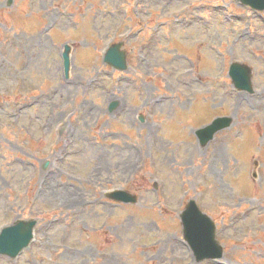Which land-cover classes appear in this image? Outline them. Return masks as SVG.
Instances as JSON below:
<instances>
[{"label":"rangeland","instance_id":"rangeland-1","mask_svg":"<svg viewBox=\"0 0 264 264\" xmlns=\"http://www.w3.org/2000/svg\"><path fill=\"white\" fill-rule=\"evenodd\" d=\"M112 41L123 42L124 71L103 62ZM234 60L252 67L254 93L233 87ZM57 85L64 98L35 102ZM161 95L159 106L148 99ZM216 116L232 123L201 146L195 130ZM114 188L138 202L109 201ZM189 199L216 223L221 258L196 262L183 240ZM19 219L35 220L34 238L0 264H264V10L237 0H0V229Z\"/></svg>","mask_w":264,"mask_h":264},{"label":"water","instance_id":"water-1","mask_svg":"<svg viewBox=\"0 0 264 264\" xmlns=\"http://www.w3.org/2000/svg\"><path fill=\"white\" fill-rule=\"evenodd\" d=\"M242 4L250 5L253 9H264V0H239ZM120 44L113 45L105 56V61L119 69H125V55L119 50ZM70 46L65 44L62 53L65 73L69 69ZM235 87L239 90L252 91L251 69L238 62L231 65L229 72ZM116 105L111 104L110 109ZM231 118L219 117L211 124L198 131L202 143L212 138L213 134L224 127L229 126ZM113 197L120 201L135 202L136 197L121 191H115ZM183 236L191 244L197 261L205 258H218L222 255V247L215 239V225L213 221L191 200L181 214ZM35 221H19L16 224L5 227L0 234V254L16 256L18 252L28 245L32 237V228Z\"/></svg>","mask_w":264,"mask_h":264},{"label":"bare ground","instance_id":"bare-ground-1","mask_svg":"<svg viewBox=\"0 0 264 264\" xmlns=\"http://www.w3.org/2000/svg\"><path fill=\"white\" fill-rule=\"evenodd\" d=\"M181 24H183V23H181ZM181 24H179V25H181ZM242 33H240V34H238V38H242ZM36 37H38L37 35H36ZM41 40V41H40ZM40 42L41 43H46V39H45V37L44 36H41L40 37ZM34 52V51H33ZM35 53V52H34ZM146 62L149 60V58H147L146 57ZM184 73L185 74H187L186 76H188V77H186L185 76V78H187V79H189V78H191L192 77V75L190 74V73H188L187 71H184ZM191 76V77H190ZM62 87V86H61ZM144 88V87H143ZM63 89V88H62ZM146 89L144 88V91H145ZM63 91V90H62ZM65 91H68V90H65ZM70 93V90H69V92H68V96L70 95L69 94ZM57 96V97H56ZM56 97V98H55ZM163 97V96H162ZM161 97V99L159 98V101H158V103L157 104H155V105H161L164 101H165V96L162 98ZM40 99L38 100H35V102H43V103H45V105H47L48 107L49 106H51L52 104H53V101L54 100H56V99H60V98H64V94L63 93H61V90H60V86L59 85H57V86H54L50 91H48L47 93H45V94H43V95H41L40 97H39ZM151 98V97H150ZM150 98H148V99H150ZM21 109L22 108H19V109H17V111H16V113L17 114H19L20 113V111H21ZM152 132H153V130L152 129H150L149 130V133L150 134H152ZM75 136V133H73L72 132V134H69V135H66V137L64 138L65 140H64V142H63V145H62V148L61 149H64L65 151H67L71 146H72V143H73V137ZM190 144L192 145V144H194V147H193V149H195V141H193V142H190ZM216 144H217V140L215 139L212 143H211V145H212V147H213V151H212V155H214V156H216L217 157V155H218V151H217V148L215 147L216 146ZM161 147H163V146H161ZM197 148V147H196ZM213 156V157H214ZM133 162H134V160H133ZM156 163L157 164H159V158L156 160ZM134 164H135V162H134ZM162 165V164H161ZM124 167V169H123V171H122V173H126L128 170H130L133 166H123ZM168 166H161V169H163V168H167ZM162 173V172H161ZM170 174V173H169ZM167 176V175H166ZM39 187H41V184H39ZM48 188H50V185H48ZM74 204V203H73ZM125 228V227H124ZM124 228H121V230H120V232H121V234H122V237H119L118 239H117V241L116 242H120V243H124V244H126V240H125V238H124V236H123V233H122V231L124 230ZM168 242H169V240H167Z\"/></svg>","mask_w":264,"mask_h":264}]
</instances>
